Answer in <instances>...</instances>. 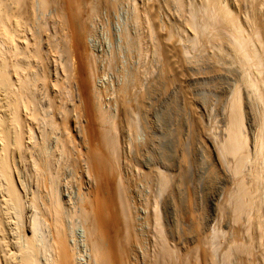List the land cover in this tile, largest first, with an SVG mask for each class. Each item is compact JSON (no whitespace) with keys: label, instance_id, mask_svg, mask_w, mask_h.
I'll use <instances>...</instances> for the list:
<instances>
[{"label":"bare ground","instance_id":"6f19581e","mask_svg":"<svg viewBox=\"0 0 264 264\" xmlns=\"http://www.w3.org/2000/svg\"><path fill=\"white\" fill-rule=\"evenodd\" d=\"M114 1L0 0V264H82L77 260L82 244L78 247L75 239L73 243L69 240L70 230L66 226L69 222L66 223V217L69 219L72 214L68 212V199L63 198L69 194L64 196L62 192L68 188V181L61 178L68 157L72 159L74 169L81 172L76 176H80L82 200L78 210L75 209V216L86 228L82 241L88 247L86 251L89 250V261L86 263L175 264L170 260L173 249H170L161 223L159 197L162 190L173 185L176 197L173 200L170 194L171 200L179 205L184 172L178 170L170 159L165 141L149 135V141L144 146L145 155L138 156L140 152L135 150L137 174L133 167L130 169L135 171L132 176L130 170L129 174V171L124 173L122 168L132 166L133 161L120 150L119 124L116 123L121 113L127 125L132 129L135 127L136 115L127 101L129 85L124 83L118 87L120 109H116L114 115L99 107L101 91L94 86L97 70L95 59L84 43L85 36L92 30L94 17L102 7L112 9ZM260 1L258 5L257 0H198L190 9V18L198 21L195 29L206 39L223 43L222 46L227 43L231 51L228 54L232 55L233 64L238 65L237 70L240 69V78H234L238 82L227 88H219L221 94L227 95V104L222 135L219 133L220 138L212 137L213 140L216 138L213 145L217 179L229 190L228 201L233 220L241 219L245 221V227L263 232L264 11L259 7L264 8V0ZM173 2L180 6L183 0ZM55 5L57 16L53 17L61 20L65 29L60 41L64 47L66 65L62 66L61 71L67 78L75 80L76 97L83 102L84 113L92 118L94 112L98 120L93 134L87 130L81 136L86 146L80 153L70 149V145L74 144L69 132L72 121L70 110L66 105L57 106L54 100L59 68L52 55L55 44L53 35L48 34L49 21L45 19L43 22L42 16L48 7ZM146 8L141 13L144 16L147 14ZM136 9L134 3V11ZM140 16H135V24L139 26L138 29L147 30V38L152 37L154 32L150 27V18L140 21ZM45 31L47 34L43 33ZM142 33L137 34L139 41ZM164 33L166 44L157 42L153 46L163 62L160 77L166 88L170 84L168 81L174 80L171 79L174 75L172 71H175L172 55L187 54V47L184 44L179 48L174 47L171 44L175 41L174 36L166 28ZM181 38L176 39H180L181 43L185 40ZM185 41L189 42L190 37L186 36ZM223 47L219 49L221 52ZM140 53L144 54L142 47ZM139 69L134 74L136 81L142 74ZM43 93L46 101L39 97ZM185 95L188 98V94ZM137 96L143 98V93L138 92ZM185 103L190 115H193L195 108L192 103L187 99ZM91 120L86 124L91 125ZM165 136L168 137L167 134ZM182 145L177 143L176 147ZM152 157L169 166L167 168L172 174L167 176L152 168ZM188 159L187 155L181 153V162L187 163ZM174 175L176 183L173 182ZM154 176L159 186L158 194L151 195V198L144 194L133 195L137 180ZM115 192L117 200L114 199ZM137 203L141 208L136 207ZM195 225L197 230L199 226ZM211 242V253L202 250L197 260H191L193 264H214L218 241L213 237Z\"/></svg>","mask_w":264,"mask_h":264},{"label":"rangeland","instance_id":"374dc122","mask_svg":"<svg viewBox=\"0 0 264 264\" xmlns=\"http://www.w3.org/2000/svg\"><path fill=\"white\" fill-rule=\"evenodd\" d=\"M190 1L183 0V3L179 6L173 0H116L112 9H107L106 7L100 9L98 15L94 17L91 32L84 39V43L95 59L97 70L94 75V86L101 91L99 95L101 105L99 104V107L114 115L115 110L120 109L117 101V89L124 83L129 85L127 101L131 106L132 112H134L133 114L136 115L134 129L127 125V120L121 113L118 114V118L116 117V124H119L118 144L120 150L125 154L124 156L127 154L128 157H126L133 161L132 166L130 165L131 167L122 168L124 173H127L132 167L135 171L138 169V165L134 162L137 159L135 150H137V153L140 152L138 156L145 155L144 146L149 141V135L156 136L155 138L161 139L160 141H165V148L169 151L170 159L178 167V170L181 169L184 172V179L180 186L181 201H179V205L174 204L175 202L173 201L176 197V189H174L173 185L162 190L159 197V211L162 214L161 223L164 227V233L167 235V241L171 245H169L170 249H173L172 258L170 256V260L173 263L193 264L191 260H197L196 258L201 254L202 250H207L211 253L213 249L211 241L215 237L218 241V252L215 256L212 252L214 264H264V231L262 232V230L260 231L253 227H245V221L241 219L238 221L233 220L228 201L229 190L226 185L221 184L219 179H217L216 153L213 145L216 138L214 140L213 138L216 136L221 137L223 124H225V108L227 104V95L221 94L219 88H227L231 84L238 82L236 79L240 78V69L238 71V65L233 64V57L228 54L231 51H229L227 43L223 47L221 45L223 43L220 44L214 40L206 39L204 35H201L200 31L195 29L198 21L195 20V22L192 17L190 18V9L194 7L198 0ZM192 1L194 2L192 3ZM257 1L258 5L261 4L259 3L261 2L260 0ZM134 3L138 8L136 9L137 11H134ZM54 7L56 5L48 7L43 14L44 16H42L43 22L45 19L49 21L48 34L53 35L51 36L55 44L52 55L59 68L58 87L54 100L57 106L66 105L70 110L69 116L72 121L70 122L69 132L72 134L74 141V144L70 145V149L80 153V150H83L86 146L82 143L83 139L81 136L87 130L93 134L96 131L95 128L98 127V120L95 118L94 112L92 114L94 117L92 116V118L88 117L86 112L84 113V104L76 97L75 80L67 78L61 71L62 66L66 65L64 47L60 41L65 29L60 22L61 20L56 17L57 14H55L56 9ZM143 7H147L145 16L141 14ZM259 8L264 11L263 7ZM135 13L137 14L135 15ZM54 15L56 16L53 17ZM134 15L136 17L141 15L140 21H146L150 18V27L154 32L152 37H146V29H138L139 26L134 22ZM54 28L56 33L52 31ZM164 28L169 31L171 36H174L175 41L171 42L174 47L179 48L182 44L187 47L186 55H172L175 71L171 73L175 76L173 75V77L170 75L171 73L169 74V76H172L171 79L174 78V80L168 81L170 84L166 88L160 77L163 62L161 57L154 51L153 46L157 42H162L163 45L166 44L163 38L165 34ZM43 33L47 34L46 31ZM138 33H142L140 35L142 36L141 41L137 38ZM186 36L190 37L189 42L185 41ZM177 37L185 38V40L180 43V39L177 40ZM220 45L221 47H219ZM141 47L144 49V54L140 53ZM222 47L223 51L221 52L219 49ZM183 57L186 61H184ZM138 69L142 74H140L139 80L136 81L134 80V74ZM234 78H236V81ZM138 92L143 93V98L137 96ZM186 93L188 98L185 95ZM42 95L39 96L40 99L46 101L44 93ZM186 99L190 100L193 108H195V113L193 112L192 116L186 106ZM195 116L198 118L195 119ZM89 118L93 120H91V125H89L90 123L86 124L90 122ZM80 125L84 127L81 128L79 127ZM90 129L94 130L91 131ZM166 134L168 137L165 136ZM179 138L181 142H179ZM177 143H183L182 147H176ZM136 146L137 148H134ZM181 153L187 155V159L189 158L187 163L181 162ZM67 160L68 162H66ZM66 161V169L62 171L65 176L62 173L61 180L68 181V188H65L66 191L63 189L61 191L63 190L62 192L65 193L64 196L66 193L69 194L65 196L67 198H63L64 200L68 199V212L72 214L69 215V219L68 216L66 217V223L69 221L66 226L68 231L70 230L69 237L72 239L69 238V240L73 243L75 239L78 242L76 243L78 247L82 244L79 247L81 252L77 255V260L84 264L89 261V254H87L89 250L86 251L88 247L83 243L86 236V228L82 224L83 222L79 221V218L75 216L77 213L75 209L78 210L82 200L80 176H76L77 174L80 175L81 172L78 169H74L71 158H66ZM150 163L154 165L152 168L163 172L167 176L172 174L169 171L170 169H168L169 166L161 164L155 157H152ZM130 171L128 172L130 175L135 172ZM135 174H137V171ZM69 177L72 180H68L70 179ZM134 179L136 178L134 177ZM175 180L176 176L174 175L173 182ZM137 183L135 185L137 188L134 187L133 195L144 194L146 197L151 198V195L154 196L159 192L155 176L137 180ZM78 185L79 189H77ZM69 186L72 187L70 188ZM77 190L80 194H78ZM171 196L172 198L174 197L173 200H171ZM114 199L117 200V195ZM138 205L137 203L136 207L141 208ZM70 221L74 222H72L73 226ZM195 224L199 226L197 230L194 228ZM86 264H89V262Z\"/></svg>","mask_w":264,"mask_h":264}]
</instances>
